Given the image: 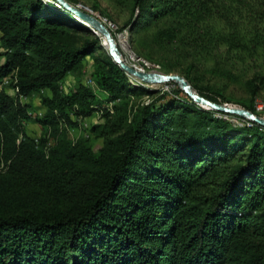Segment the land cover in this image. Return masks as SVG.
Here are the masks:
<instances>
[{
  "label": "trees",
  "instance_id": "16d2710c",
  "mask_svg": "<svg viewBox=\"0 0 264 264\" xmlns=\"http://www.w3.org/2000/svg\"><path fill=\"white\" fill-rule=\"evenodd\" d=\"M51 1L58 8L0 0V264H264V125L213 116L242 117L196 107L174 81L159 94L133 83L102 38ZM134 6L130 34L143 17L169 19L160 44L207 54L264 44V0ZM86 56L104 99L81 82L62 88ZM36 96L42 115L23 101ZM131 96L155 97L133 107ZM97 111L93 151L69 131ZM209 122L218 131L197 128Z\"/></svg>",
  "mask_w": 264,
  "mask_h": 264
},
{
  "label": "rangeland",
  "instance_id": "374dc122",
  "mask_svg": "<svg viewBox=\"0 0 264 264\" xmlns=\"http://www.w3.org/2000/svg\"><path fill=\"white\" fill-rule=\"evenodd\" d=\"M66 1L73 6H77L78 3H81L84 7L79 8L98 18L106 17L114 22L120 30L129 27V23H131L137 13L134 0ZM45 2L49 7L53 5L58 8L56 4H52L53 2L51 0H45ZM71 17L78 23H81L73 15ZM216 22L219 25V22ZM169 23L170 21L166 17H152L151 19L143 17L138 23L136 22L133 30H131V34L125 38L127 41L126 50L120 47L119 44L117 45L120 57L123 61H129V52L131 50L134 54L156 65L155 70L151 71L180 74L183 77L185 75L187 77L185 79L195 91L200 90L215 98L219 103H227L229 105L245 108L254 106L256 114L260 117H264V106L261 109L257 108L258 105H264V44L261 45L257 51L251 49H229V51H227L225 47L220 46L219 48L213 49L208 54L206 52L196 53L184 48L179 43H159L155 37V33L158 29L167 27ZM73 34L77 43H81L84 39V36L80 33ZM113 36L115 38V34H113ZM107 51V48L103 45L104 54H107ZM94 54L99 56L102 55V52L100 50H95ZM91 71L92 57L86 56L81 66L67 74L62 82L63 90L67 92L77 83L81 82L82 85L90 87L104 99L106 93L99 89L90 77ZM129 77L130 81L149 87L158 94L163 91L171 93V89H173V85L171 84H149L141 80L140 82L132 80L130 75ZM1 87L0 85V88ZM8 91L13 92L12 90ZM153 97L155 96H131L128 101L130 106L136 107L142 103H147ZM23 101L32 103L36 108L33 110L34 114H43L44 108L40 104L39 97L36 96L32 99H23ZM193 102L196 107L204 111H212V109L206 106L200 105L195 101ZM104 106L111 107V103H104ZM212 115L224 118L233 125L236 124L239 126L245 124L250 125L251 121H249L247 117H231L220 113ZM102 122L100 111L94 112L90 116L80 118L78 120V125L71 128L69 131L70 139L75 141L78 137L84 136L88 139L86 143L91 145L90 147L93 151L97 150L103 144V139L99 135L101 128H98L96 131H92L90 128ZM206 127L211 131H218L215 127V123L213 124L211 122L205 127L197 128L202 129ZM25 130L27 134L32 137H38L41 132L39 125L33 121L26 122Z\"/></svg>",
  "mask_w": 264,
  "mask_h": 264
},
{
  "label": "water",
  "instance_id": "95a60500",
  "mask_svg": "<svg viewBox=\"0 0 264 264\" xmlns=\"http://www.w3.org/2000/svg\"><path fill=\"white\" fill-rule=\"evenodd\" d=\"M55 1L62 5L66 10H68L69 12L89 24L94 30L101 33L107 39L108 45L105 47L107 48L108 53L110 54L112 59L126 72V74L134 76L139 80L149 84H161L166 83L168 81H174L193 101L200 105L206 106L218 112H224L231 115L234 114L240 117H247L248 119L256 122L257 124L264 125V117L258 116L256 113L252 112L248 108L237 107L229 105L227 103H217L200 95L180 74L162 73L158 71H140L138 69L133 68L132 66L128 65L125 61H123V59L120 57V53L116 46L112 33L98 17L91 13H88L85 10H82L77 6H73L66 0Z\"/></svg>",
  "mask_w": 264,
  "mask_h": 264
},
{
  "label": "built area",
  "instance_id": "2783aa9c",
  "mask_svg": "<svg viewBox=\"0 0 264 264\" xmlns=\"http://www.w3.org/2000/svg\"><path fill=\"white\" fill-rule=\"evenodd\" d=\"M77 6L78 7H84L81 3H78ZM99 19L107 26V28L110 30L112 35L115 34V38L118 41V43H119V40L124 41L125 48H123V49L126 50V44H127L126 42L127 41L125 38L130 35L129 27H125V28L120 30L114 22L107 19L106 17H99ZM115 32H117V33H115ZM126 63L129 64L130 66H132L133 68L138 69L140 71H151V70H155V68H156L155 64L151 63L150 61L144 59L141 56L134 54L133 52H131V50L129 52V61ZM3 83L4 84L8 83V79H5L3 81ZM263 106L264 105L261 104V105H258L257 108L261 109Z\"/></svg>",
  "mask_w": 264,
  "mask_h": 264
},
{
  "label": "bare ground",
  "instance_id": "6f19581e",
  "mask_svg": "<svg viewBox=\"0 0 264 264\" xmlns=\"http://www.w3.org/2000/svg\"><path fill=\"white\" fill-rule=\"evenodd\" d=\"M79 21H81V22H83L85 25H87L88 27H90V29L92 30V31H94L96 34H98L101 38H102V40H103V45L104 46H107L108 45V41H107V39L101 34V33H99L98 31H96V30H94L89 24H87L86 22H84L83 20H81L79 17H77L76 15H74ZM113 38H114V36H113ZM114 40H115V43H116V46L118 45V44H120V46L122 47V48H125V43H124V41H122V40H119V43H118V41H116V38H114ZM131 79L132 80H136L137 82H140V80L138 79V78H136V77H134V76H131ZM133 83H134V81H132Z\"/></svg>",
  "mask_w": 264,
  "mask_h": 264
}]
</instances>
